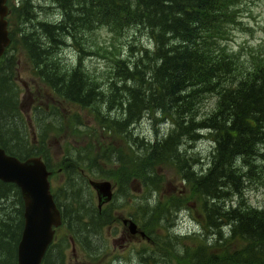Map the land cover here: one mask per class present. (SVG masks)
<instances>
[{
	"label": "trees",
	"instance_id": "trees-1",
	"mask_svg": "<svg viewBox=\"0 0 264 264\" xmlns=\"http://www.w3.org/2000/svg\"><path fill=\"white\" fill-rule=\"evenodd\" d=\"M53 1L58 17L48 20L39 18V6L34 0H8L11 43L0 57V145L22 160L41 156L51 168L46 140L54 130L62 131L66 122L55 106L49 111L35 108L39 130L36 140H40L42 147H32L35 140L29 134L30 122L22 113L21 88L17 83L19 66L25 59L34 77L50 94L96 111L95 119L108 134L105 136L113 137L107 147L97 152L91 164L101 177L120 176L121 194L128 195L130 183L136 180L145 190L142 200L149 202L151 193H161L164 180L161 169L171 168L188 188L178 190L179 194L167 199L164 207L178 210L192 198L200 202L203 230L194 234V246H184L183 252H188L186 263L176 260L177 264H264V208L244 203L242 198L233 201L247 176L242 169L250 166V157H264V57L251 55L247 59L250 66H246L240 55L221 44L236 24L242 5L252 0ZM102 25L118 31L119 35L134 27L135 33L145 34L150 42L139 50L134 61L116 60L118 80L122 81L113 83L107 94L89 77L83 62L72 68L60 55L69 40L85 52L88 47L84 46L81 35ZM86 39L89 40L87 36ZM210 104L213 106L209 108ZM144 112L159 114L170 123L168 133L161 139L131 136L129 128L140 121ZM75 116V123L83 125L79 115ZM203 132L211 139L213 148L209 167L199 174L185 151L180 153V150L188 141L202 139ZM87 148L73 149L65 156L67 176L63 187L67 204H62L58 195L54 196L64 226L74 234L75 228L76 232L78 229L101 232L110 219L104 212L107 210L100 211L94 206L84 211L78 208L81 201L78 186L83 176L78 166L80 170L90 169L80 165V161L83 156L91 161L88 157L94 150ZM109 164L114 168H108ZM121 174L126 175L123 181ZM145 201L137 205L140 208L132 215L144 230L145 225L156 219L155 211L161 210L151 213L152 208L144 205ZM0 202L6 204L0 216V264H17L18 244L24 229V201L19 187L0 180ZM142 220H146L145 225ZM168 223L164 224L167 229ZM206 234L211 240L204 239ZM70 238L75 241L74 237ZM70 238L66 239L67 244ZM180 239L178 235L172 240L169 237V242L154 239L155 246L150 250L176 256ZM82 245L88 252L92 251L87 243ZM64 248L58 249L62 253ZM51 252L52 249L45 264H54L49 261Z\"/></svg>",
	"mask_w": 264,
	"mask_h": 264
},
{
	"label": "rangeland",
	"instance_id": "rangeland-1",
	"mask_svg": "<svg viewBox=\"0 0 264 264\" xmlns=\"http://www.w3.org/2000/svg\"><path fill=\"white\" fill-rule=\"evenodd\" d=\"M34 1L39 6L40 11L38 13L40 19L52 20L54 17H58L56 14L58 12L57 6L53 0ZM236 19V24L232 25L229 29L228 34L221 44L226 45L229 50L240 55L244 60L243 63L245 62L244 64L246 66H250L249 60L247 61V59H251V55L257 54L264 57V0H252L243 4ZM27 27L32 29L31 24H28ZM134 30H136L134 27L125 29L124 33L119 35L118 31H111L107 26H98L92 31L84 32L89 40L86 39L85 35H81V38L83 36L82 42L84 46L88 47L85 52L80 51L75 41V43H72L73 40H69L68 44L61 49L60 55L63 59H66L67 64L70 67L72 66V68L76 67L78 62H83L89 77L94 82H97L102 87L104 93L107 94L113 83H117L116 81L121 83L122 81L118 80L120 77L117 76L119 70H117L116 60L123 59L132 62L135 60V57L139 56V50L150 43L145 34H137ZM18 74L17 83L21 88L20 106L24 117L30 122L29 134L35 140L32 143V147L37 149L42 147L39 145L40 140H36L39 130L37 129L38 125L35 120L37 118V114H34L35 108L42 107L49 111L55 106L58 108L57 112L61 113L62 118L66 120L63 130L60 132L54 130L46 140V151L49 153L47 160L53 171L51 176L52 191L55 195L59 196V201L62 204L65 202L67 204L63 187L67 176L64 160L65 156L73 149L84 150L88 149L87 147L94 149L88 157L91 161L88 162L85 156L80 161V165L83 167L90 166V169L85 168L80 170V166H78V170L83 174L81 178L83 186H81V183L78 186L80 189L78 196L81 200L78 208L82 207L83 211L91 209L92 206L98 208V196L89 184L90 180H109L114 187L113 201L110 203L111 207L109 208V204L104 205V210H107L104 212L109 215L110 219L106 220L103 230L96 233L95 231L85 232L78 229L76 232L77 228H75L74 230L72 229L76 233L74 234L67 226L62 227L57 231L56 236V240L58 243L60 242V245L59 247L51 248L52 256L49 261L52 260L51 262L54 264H150L148 262L152 261L149 260L156 262H153V264H177L176 260L186 263L185 256L188 252H183L184 246H194V234L198 230L200 232L203 230L201 224L203 222V215L199 210L200 202L196 198H188L189 200L181 204V209L178 210L164 207L167 199H170L172 195L177 196L179 194L178 190L183 187L184 190L188 188L175 169H161L164 173L161 193H151L148 198L149 202L142 200L144 195H146L145 190L142 188L141 183L136 180L130 183L131 190L128 192V195L124 196L121 194V190L123 189L119 187L120 176L118 179L117 177H101L100 172L96 171L97 169L95 170L94 165L91 164L97 152L107 147L112 142L111 138L113 137L112 135L105 136L108 134L102 131L101 125L95 119L96 111L89 108H80L78 105L63 101L53 93L50 94L48 92L49 89H46L39 79L34 77L33 71L25 59L21 61ZM212 106L210 104L209 108ZM155 114H145L144 112L140 121L129 128L131 136H139L147 140L151 139L156 141V139L159 140L164 134H167L171 126L170 123L160 118L159 114ZM75 115H79L78 119L83 120V125L75 123ZM7 119L4 118L5 121ZM34 130L37 134L36 136H34ZM203 133L204 136L202 139L197 142H184L185 144L181 146L182 150H180V153L185 151L184 154L189 159V163L195 166L194 168L199 174L201 171L204 173V170H207L209 167L211 161L210 155L213 148L211 139L207 136L206 132ZM8 135L9 137H13V134L10 132H8ZM13 139L17 141L16 138ZM120 141L123 143L122 140ZM125 142L127 143V141ZM262 151L264 153V146H262ZM250 160V166L245 165V168L242 169L243 172L247 173V176L243 179V183H240L241 186H244L243 190L239 185L240 189L238 191L240 194L233 196V201L237 202V199L240 200L242 198V202L244 203L264 208V157L263 155H259L258 158L253 157L252 159L250 157ZM99 163L102 164L100 160ZM238 166L240 167L241 165L238 164ZM107 167L110 169L114 168L112 164L107 165ZM91 169L95 171L92 172ZM83 177L86 182L83 181ZM125 177L126 175L121 174L122 181ZM196 200L197 202H195ZM141 201L146 202L144 205L149 204L151 206V213H154L155 209L157 211L161 209L158 213L155 211L156 215L154 217L156 219L153 218L149 225H145L146 220H142V225H145L147 232L132 217L136 212L135 209L140 208L137 205ZM160 201L163 202L162 207H158ZM5 206L6 204L4 203L0 204V216L4 212L3 208ZM166 210L168 215H164ZM141 214H143L142 210ZM124 218L133 220L141 228L140 231H145L146 237L129 238V236L125 235L129 231L122 223V219ZM166 218L171 220V223H168ZM147 220L150 221V219ZM165 223H168V229L164 225ZM154 224H161L162 226L155 227L156 225ZM137 233L135 232V234ZM148 233H150L153 239L150 238ZM176 235L181 236V239L177 240L181 245L180 247H176L179 250L177 252L178 254H175L176 256H171L170 254L167 256L164 252L160 255L159 252L150 250L155 246L154 239L162 243L169 242L168 238L170 237V240H172V237ZM141 236L143 235L141 234ZM208 236L207 234L204 235V239L211 240V236ZM70 237H74L76 243L70 240L67 244L66 239ZM83 242L90 246L91 252H88L84 248L82 245ZM73 244H75L74 248ZM61 246H65L62 253L58 249Z\"/></svg>",
	"mask_w": 264,
	"mask_h": 264
},
{
	"label": "water",
	"instance_id": "water-1",
	"mask_svg": "<svg viewBox=\"0 0 264 264\" xmlns=\"http://www.w3.org/2000/svg\"><path fill=\"white\" fill-rule=\"evenodd\" d=\"M8 0H0V56L11 43ZM51 172L39 156L24 160L9 154L0 146V180L16 184L24 201V229L18 244L17 264H43L46 252L54 239L55 228L62 224V214L51 192ZM96 190L99 208L113 198L109 180H90ZM132 233L137 224L124 219ZM141 234H146L142 231Z\"/></svg>",
	"mask_w": 264,
	"mask_h": 264
},
{
	"label": "flooded vegetation",
	"instance_id": "flooded-vegetation-1",
	"mask_svg": "<svg viewBox=\"0 0 264 264\" xmlns=\"http://www.w3.org/2000/svg\"><path fill=\"white\" fill-rule=\"evenodd\" d=\"M110 205V204H109ZM103 209V208H102ZM125 219V218H124ZM124 219H122V223H123V225L125 226V228L129 231V233H125V235H127V236H129V238H133V237H141V238H145L144 236H141V234H140V232H139V230H141V228L139 227L138 228V231L137 232H139V233H137V234H135V233H132L131 231H130V229H129V227H128V224H125L124 223ZM63 225V224H62ZM63 227V226H62ZM61 229V228H60ZM57 230L58 229H56V233H55V237H54V242H53V244H52V246H58V245H60V242L58 243V241L56 240V236H57ZM149 235V234H148ZM73 240H72V238H71V242H72ZM75 243H76V240L74 241ZM75 246V244H73V247ZM49 254H50V252L48 253V255L47 256H49ZM50 256H52V254L50 255Z\"/></svg>",
	"mask_w": 264,
	"mask_h": 264
},
{
	"label": "bare ground",
	"instance_id": "bare-ground-1",
	"mask_svg": "<svg viewBox=\"0 0 264 264\" xmlns=\"http://www.w3.org/2000/svg\"><path fill=\"white\" fill-rule=\"evenodd\" d=\"M113 189H114V187H113ZM96 191V190H95ZM97 193V192H96ZM113 193H114V190H113ZM113 196H114V194H113ZM113 201V198H112V200L111 201H109L108 203H105V204H103V206L104 205H108V204H110L111 202ZM99 203V202H98ZM58 206V205H57ZM59 208V207H58ZM98 208H99V205H98ZM138 226V225H137ZM139 228V227H138ZM140 231V230H139ZM142 231H140V233H141ZM144 237H146V236H144Z\"/></svg>",
	"mask_w": 264,
	"mask_h": 264
}]
</instances>
